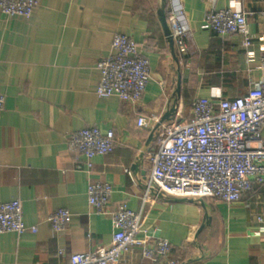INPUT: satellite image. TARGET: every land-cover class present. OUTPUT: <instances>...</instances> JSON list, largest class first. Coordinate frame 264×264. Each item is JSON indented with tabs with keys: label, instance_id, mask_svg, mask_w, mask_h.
Wrapping results in <instances>:
<instances>
[{
	"label": "crops",
	"instance_id": "obj_1",
	"mask_svg": "<svg viewBox=\"0 0 264 264\" xmlns=\"http://www.w3.org/2000/svg\"><path fill=\"white\" fill-rule=\"evenodd\" d=\"M160 0H39L28 20L0 13V203L19 200L28 230L0 235V264H68L71 255L111 245L118 206L143 211L146 231L171 245L177 264H264V183L239 202L144 194L157 148L156 128L189 120L195 99L218 102L257 92L264 84V0H166L182 7L187 53L173 55L158 17ZM245 14L252 46L201 29L207 13ZM116 34L141 45L152 79L134 106L99 99L97 62L112 54ZM177 58V59H175ZM180 92L178 93V85ZM145 116L149 127L136 121ZM85 128L113 131L115 149L84 160L68 151L69 135ZM264 144V130H263ZM114 187L107 214L88 205V186ZM70 211L71 225L55 233L49 217ZM119 264H154L140 251Z\"/></svg>",
	"mask_w": 264,
	"mask_h": 264
},
{
	"label": "built area",
	"instance_id": "obj_2",
	"mask_svg": "<svg viewBox=\"0 0 264 264\" xmlns=\"http://www.w3.org/2000/svg\"><path fill=\"white\" fill-rule=\"evenodd\" d=\"M39 0H0V13L9 19H30ZM182 7L167 12V22L176 52L187 53L189 30L183 19ZM201 29L222 39L241 37L243 47L252 46L247 19L242 12L212 10L207 13ZM112 54L96 64L99 99L118 98L122 103L138 105L152 79L149 60L141 45L125 35L116 34L111 44ZM264 69V56L260 59ZM6 99L0 95V112ZM145 116H139L136 126L149 127ZM264 84L257 92L244 98L218 102L195 99L191 117L171 125L160 126L156 132L157 148L151 157V174L144 194V205L151 194L178 199L212 198L233 204L252 189L264 183ZM68 151L84 160L90 172L97 157L111 155L115 149L113 131L85 128L69 135ZM114 187L106 182L88 186V205L99 215L107 214L113 200ZM143 211L135 213L125 203L111 215L113 235L111 245L87 254L71 255L68 264H119L123 256L139 250L143 259L154 264H177L170 259L171 245L167 240H155L144 226ZM55 233L64 232L72 222L70 211L60 209L49 217ZM30 230L24 222L19 200L0 203V235L22 236Z\"/></svg>",
	"mask_w": 264,
	"mask_h": 264
},
{
	"label": "water",
	"instance_id": "obj_3",
	"mask_svg": "<svg viewBox=\"0 0 264 264\" xmlns=\"http://www.w3.org/2000/svg\"><path fill=\"white\" fill-rule=\"evenodd\" d=\"M166 6H167L166 5V0H160V3L158 5V17L160 19L161 25L163 27V30H164L167 38H169V42H170L171 47H172L173 55L176 57L174 42L172 40L170 27H169L168 22H167ZM175 59H177V58H175ZM179 92H180V84L178 85V93ZM159 127H160V125L157 126L156 130Z\"/></svg>",
	"mask_w": 264,
	"mask_h": 264
}]
</instances>
